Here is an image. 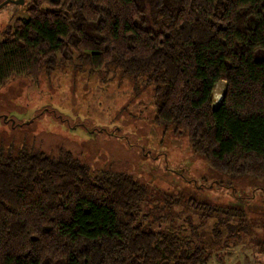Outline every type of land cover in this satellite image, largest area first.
<instances>
[{
	"label": "trees",
	"instance_id": "trees-1",
	"mask_svg": "<svg viewBox=\"0 0 264 264\" xmlns=\"http://www.w3.org/2000/svg\"><path fill=\"white\" fill-rule=\"evenodd\" d=\"M17 6L27 18L0 32V87L63 67L75 77L120 76L134 93L150 88L154 122L186 135L211 168L264 180V0ZM243 216L237 206L151 190L122 170H93L66 149L0 152V264H207L200 229L216 217V238L222 227L240 235Z\"/></svg>",
	"mask_w": 264,
	"mask_h": 264
},
{
	"label": "rangeland",
	"instance_id": "rangeland-1",
	"mask_svg": "<svg viewBox=\"0 0 264 264\" xmlns=\"http://www.w3.org/2000/svg\"><path fill=\"white\" fill-rule=\"evenodd\" d=\"M17 18H27L24 9L2 6L0 32L8 22L15 27ZM132 85L120 76L106 81L86 73L75 77L69 67L38 80L11 77L0 87V152L66 149L93 170L125 171L151 190L237 206L244 212L240 235L228 237L222 227L216 238L211 229L216 217L200 229L199 241L212 251L207 264H264V180L211 168L193 152L186 135L154 122L150 88L137 94ZM224 86L222 80L216 83V101Z\"/></svg>",
	"mask_w": 264,
	"mask_h": 264
},
{
	"label": "water",
	"instance_id": "water-1",
	"mask_svg": "<svg viewBox=\"0 0 264 264\" xmlns=\"http://www.w3.org/2000/svg\"><path fill=\"white\" fill-rule=\"evenodd\" d=\"M24 2H25V0H2L0 2V8L2 6H4L5 4H7V3H12V4H15V5H23Z\"/></svg>",
	"mask_w": 264,
	"mask_h": 264
}]
</instances>
